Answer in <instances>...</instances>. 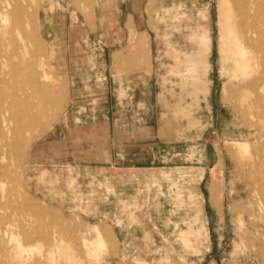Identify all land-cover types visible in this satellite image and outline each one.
Returning <instances> with one entry per match:
<instances>
[{
	"label": "rangeland",
	"instance_id": "rangeland-1",
	"mask_svg": "<svg viewBox=\"0 0 264 264\" xmlns=\"http://www.w3.org/2000/svg\"><path fill=\"white\" fill-rule=\"evenodd\" d=\"M140 3L142 68L113 59L99 0L25 11L39 37L0 61V264H264V110L251 94L264 26L249 44L243 24L264 21V0ZM227 12L247 74L236 35L223 46ZM130 34L120 50L134 54Z\"/></svg>",
	"mask_w": 264,
	"mask_h": 264
},
{
	"label": "bare ground",
	"instance_id": "bare-ground-1",
	"mask_svg": "<svg viewBox=\"0 0 264 264\" xmlns=\"http://www.w3.org/2000/svg\"><path fill=\"white\" fill-rule=\"evenodd\" d=\"M33 3H34V0H0V9L3 8V10H0V19L4 23L9 24L6 27L4 33H0V61H2L4 63H8L10 61H13L16 57H27V56L30 55L29 50H30V47L32 45V42L35 41L34 39H38L39 36H38V32H37V30L35 28L34 29L35 37L32 38V39L30 38V33L26 29L24 19L26 18L25 17V11L29 12V10H31L33 8L32 7ZM245 8H247V7H242V9H245ZM32 10L34 11V9H32ZM245 14H246V12H244V15ZM224 18H226L227 21H228V23L226 22L227 25H226V28L223 31L224 36H225V40H224V45L223 46L227 50L229 48L228 35H230V34L236 35V33L233 30V28L231 27V25L229 24L230 15H229L228 12L225 13V17ZM247 22H248V19L243 17V24L245 26V29H248L246 34H245V36H244V39H245V41L247 43L254 44L255 42H258V38H259V36H261V33H260L259 30H260V26H264V21H257V18H253L252 19V25L250 27L247 26ZM14 40H16L15 45H14L15 47H14V49H12L11 51L8 52L6 50L7 46H8V44H12ZM236 42H237V53L235 54V57L237 59H239L240 61L245 63V67L243 69V74H247L248 73V69H250L249 68V64H250V62L254 61V58L246 56L245 50L243 48V42L241 41V39L237 35H236ZM37 48H38V46H37ZM254 48H255V52L257 54V58L260 61H264V48H261V49L256 48V47H254ZM231 53H232V50H231ZM38 67H39V69H41L43 67V65L40 64ZM261 68H263L262 65H261ZM253 69H254V71H256V69H257L256 66L253 67ZM37 76H38L40 81H45V83L49 79V77L47 76V74L44 71H42L39 75L37 74ZM257 79L258 78H255L254 81L252 80L253 83H254V85H252L254 87H251V89H252L251 94L253 95L252 102L254 103V105L256 106L257 109L264 110V84L263 83L258 84ZM38 108L39 109H38V112L36 114L37 118L40 116V112H41L40 108H42V105L39 106ZM6 114H7V111L2 116L3 117L2 118L3 121L5 123H7V122L11 123V119L7 118ZM13 135H15V134H13ZM16 138H18V137H16ZM13 142H14V140H13ZM9 147L10 146L7 143L0 144V157L2 156V154L4 156V154L9 151ZM18 152H19V150H18ZM259 159H260V157H259ZM9 160H10V158H9ZM252 165H254V164H252ZM255 172H257V171H255ZM260 172H262V171H260ZM263 195H264V193H263ZM1 248H2V246H1Z\"/></svg>",
	"mask_w": 264,
	"mask_h": 264
},
{
	"label": "crops",
	"instance_id": "crops-1",
	"mask_svg": "<svg viewBox=\"0 0 264 264\" xmlns=\"http://www.w3.org/2000/svg\"><path fill=\"white\" fill-rule=\"evenodd\" d=\"M149 1L151 2L152 0ZM99 2L101 6L100 8H95V14L101 16L102 21L107 24L105 32L108 35L104 38L103 42L107 48H110L113 59L116 61V54L122 52L126 54L127 60L132 61V65L135 68H142L144 61L149 56V44L148 34L145 32L147 30L139 27L140 22H142L140 0L137 3H133L132 6L127 4L129 0H99ZM45 32L46 35L50 34L48 27L45 28ZM128 34H130V45L135 41L134 43L137 47V51L134 54H132L131 50L132 45L126 51L124 49L120 50L126 44ZM143 35L147 36V42L144 41ZM50 44L56 48L54 43L51 42ZM55 50V56L57 57L58 50ZM109 55L110 57L112 56L111 54ZM64 92L66 95L65 88Z\"/></svg>",
	"mask_w": 264,
	"mask_h": 264
}]
</instances>
